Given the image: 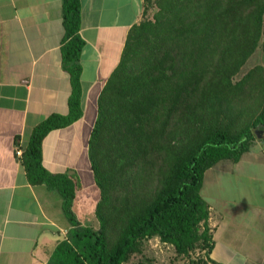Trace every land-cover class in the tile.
<instances>
[{
	"label": "trees",
	"instance_id": "trees-1",
	"mask_svg": "<svg viewBox=\"0 0 264 264\" xmlns=\"http://www.w3.org/2000/svg\"><path fill=\"white\" fill-rule=\"evenodd\" d=\"M149 6L154 17L131 29L98 101L89 141L101 195L96 230L74 212L79 181L52 175L43 160L47 135L83 117L82 6L63 0L69 111L41 122L22 156L32 185L61 194L72 226L49 264H129L154 238L177 259L209 264L205 173L239 162L264 131V67L236 81L264 38V0H145L144 17ZM197 251L204 256L194 258Z\"/></svg>",
	"mask_w": 264,
	"mask_h": 264
},
{
	"label": "crops",
	"instance_id": "crops-1",
	"mask_svg": "<svg viewBox=\"0 0 264 264\" xmlns=\"http://www.w3.org/2000/svg\"><path fill=\"white\" fill-rule=\"evenodd\" d=\"M80 1L83 117L47 135L43 160L52 175L79 181L74 212L86 224L101 197L89 156L99 97L144 19L145 0ZM64 34L63 0H0V264H49L72 227L61 194L32 185L17 154L41 122L68 114L73 85L63 65ZM201 194L210 207L209 264H264V139L239 162L209 169ZM148 243L173 251L170 264H189L159 238Z\"/></svg>",
	"mask_w": 264,
	"mask_h": 264
},
{
	"label": "rangeland",
	"instance_id": "rangeland-1",
	"mask_svg": "<svg viewBox=\"0 0 264 264\" xmlns=\"http://www.w3.org/2000/svg\"><path fill=\"white\" fill-rule=\"evenodd\" d=\"M156 6H149L146 16L144 18L152 19L156 12ZM263 66L264 67V38L261 41L260 47L256 53L249 59L248 63L244 66L240 74L236 77V81L241 79L245 74H247L251 69ZM261 138L258 137L257 141L264 139V131L260 133ZM101 198V197H100ZM88 217L86 219V225L92 226L94 229L98 230L100 227L97 217ZM157 251L159 253H157ZM173 251L165 248L164 252L154 247V245L147 244L143 254L135 255L129 262V264H170L169 259L172 258ZM203 253V252H202ZM194 258H199L202 256L199 251L192 254Z\"/></svg>",
	"mask_w": 264,
	"mask_h": 264
},
{
	"label": "built area",
	"instance_id": "built-area-1",
	"mask_svg": "<svg viewBox=\"0 0 264 264\" xmlns=\"http://www.w3.org/2000/svg\"><path fill=\"white\" fill-rule=\"evenodd\" d=\"M17 154H18V156H21L22 157L23 152L22 151H18Z\"/></svg>",
	"mask_w": 264,
	"mask_h": 264
},
{
	"label": "water",
	"instance_id": "water-1",
	"mask_svg": "<svg viewBox=\"0 0 264 264\" xmlns=\"http://www.w3.org/2000/svg\"><path fill=\"white\" fill-rule=\"evenodd\" d=\"M260 133H262V131H257V133H256V134H257V136H258V137H260V138H261V135H260Z\"/></svg>",
	"mask_w": 264,
	"mask_h": 264
}]
</instances>
